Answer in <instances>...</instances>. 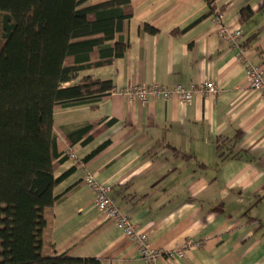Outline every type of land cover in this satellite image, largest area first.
<instances>
[{"label":"crops","instance_id":"obj_1","mask_svg":"<svg viewBox=\"0 0 264 264\" xmlns=\"http://www.w3.org/2000/svg\"><path fill=\"white\" fill-rule=\"evenodd\" d=\"M131 3L124 55L81 72L112 79L114 92L96 109L82 104L54 112L58 149L67 155L56 175L76 167L55 186L62 199L46 213L42 252L96 257L101 264H146L135 241L101 221L83 180L89 170L111 184L110 196L155 248L200 242L186 257L161 255L157 264H264V103L247 83L233 42L217 32L212 18L218 10L227 31L240 26L247 57L264 67V0H214L213 10L207 0ZM245 5L254 16L241 23ZM142 23L158 31L142 32ZM203 79L213 81L217 93H196L185 104L176 95L144 104L121 93L141 81L190 86ZM110 118L115 123L92 141L66 142L65 131L77 124ZM221 137L228 139L223 161L215 153ZM105 140L107 146L81 162Z\"/></svg>","mask_w":264,"mask_h":264},{"label":"trees","instance_id":"obj_2","mask_svg":"<svg viewBox=\"0 0 264 264\" xmlns=\"http://www.w3.org/2000/svg\"><path fill=\"white\" fill-rule=\"evenodd\" d=\"M207 1L213 10L214 0ZM132 16L131 0H0V264H101L96 257L42 252L46 213L62 199L55 186L76 167L56 175L67 155L58 149L54 112L82 104L96 109L111 96L112 79L81 72L124 55ZM253 16L250 5L239 9L241 23ZM140 29L158 31L147 23ZM113 123L85 121L64 137L69 145L82 138L85 144ZM227 142L216 140L222 161ZM108 144L101 142L81 162Z\"/></svg>","mask_w":264,"mask_h":264},{"label":"built area","instance_id":"obj_3","mask_svg":"<svg viewBox=\"0 0 264 264\" xmlns=\"http://www.w3.org/2000/svg\"><path fill=\"white\" fill-rule=\"evenodd\" d=\"M212 14L213 21L218 27L217 32L220 35H225L233 42V47L237 52V56L245 63L247 83L250 88L259 93L261 101L264 103V67L252 63L247 57L242 45H240L239 39L242 36L241 27L237 26L233 31H227L226 26L222 23L221 14L218 10H214ZM217 91V86L213 81L203 79L190 86H183L180 84L165 86L160 83H147L141 81L126 87L121 93L129 97V99H137L144 104L153 98L167 100L176 95L180 103L185 104L192 101L196 93L206 96L207 94H215ZM113 92L114 90L112 93ZM83 180L85 185H87L92 191V202L99 212L101 221L112 222L115 228L125 237L135 241L138 245L140 258L146 264H157L161 255H164L169 259L184 258L187 256V251L192 246L197 247L200 245L199 241L188 239L181 248H155L150 243L147 233L139 229L137 223L132 221L124 212H122L110 196V183L98 180L89 170L84 172Z\"/></svg>","mask_w":264,"mask_h":264}]
</instances>
